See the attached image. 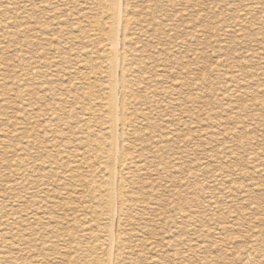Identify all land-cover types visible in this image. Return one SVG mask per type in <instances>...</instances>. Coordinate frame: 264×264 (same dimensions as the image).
<instances>
[{
    "label": "rangeland",
    "instance_id": "obj_1",
    "mask_svg": "<svg viewBox=\"0 0 264 264\" xmlns=\"http://www.w3.org/2000/svg\"><path fill=\"white\" fill-rule=\"evenodd\" d=\"M72 1H75V4ZM99 1L90 0V3L79 6V4H82V0H46L43 15L44 26L46 27L43 31V36H45L43 66L46 79H40L43 82L45 91L42 100L43 109H40L43 117L40 115L39 121H36L37 124L34 125L29 123L37 120L35 118L36 110L30 111L27 106L25 80L27 72L29 71L28 73L32 74L35 69L31 67L29 70L27 69V55L24 47L27 38H24L23 35L22 38L21 36L11 35L13 28L18 26L16 24L13 27L11 21L17 20L21 28L27 24L26 3L25 0H0V264H98L99 261L105 258V247L104 245L102 247L101 244L103 243L101 242L103 231L106 230L103 221L99 219L101 225L97 227L100 224L98 219L92 215L90 218L95 221H91L88 217L91 213L84 212L81 209L83 203H80L77 196H74L79 193L74 184L76 182L81 183L85 172L83 169L72 168L74 165L72 159H62V155L57 151H61L62 147V150H65V146L70 150H80L86 141H88V145L95 147L98 145L96 142V140H99L98 137L100 138L102 134L105 135L102 108L106 97L107 54H104L105 50L100 45L102 43L101 39L93 37L97 33V31L93 32L94 23H103L105 18V15L101 12L103 6ZM132 1L130 0V9L133 10L134 17L136 15V27L132 32L134 34L133 43L135 42V44L131 46L133 50L130 57L132 68L126 74V80L137 85V83L142 80L144 82V79L151 75L155 84L152 88H156V92H159L156 93L157 98H155L158 101L159 110H156L153 117L150 116L149 122L152 121L153 125L150 123L147 126L146 122L142 121L144 125L141 121H138L141 118H139L138 109L135 111V108L140 107L139 103L141 101H137L139 106H135V104L130 108L131 112L134 111L133 113L138 115L134 114V117L138 119L135 124H131V134L128 132L129 143L131 142L134 148H131L133 153H130L133 160L131 162L132 166L130 164L129 173L125 174V178H128L125 183V186H128L125 187V192L129 202L128 209L122 219L125 223L122 221L123 228L120 227V239L123 238L121 240V254H123L121 259L123 260H119V264H131L132 261L133 264H152V262L153 264H264V242H262L264 241V236L262 237L264 233V109H262L264 108V0ZM88 19L89 21H87ZM91 19H94L95 22L93 23ZM145 19L147 22H145ZM3 28L4 30H2ZM136 30L137 32H135ZM146 39L147 41H145ZM138 40L142 41L139 42ZM59 41L61 42L59 43ZM143 41L146 43H143ZM135 45L138 46V50H136ZM42 47L41 44L33 46L32 54L39 52ZM62 49L63 53H61ZM142 49H145V51L142 52ZM148 50L151 54L148 55L150 57L146 55ZM62 58H65V63ZM141 60H144L148 67L144 66V62L141 65ZM103 63L105 64L103 65ZM157 63H159V68ZM158 76L159 78H157ZM161 76H164V78ZM132 78L134 79L132 80ZM13 83L14 85H12ZM60 84L64 86V93L60 90V86H62ZM162 86L165 90L161 89ZM171 87L181 92H175L176 90L174 91ZM95 88L97 91H95ZM167 88L171 90L168 92ZM140 90V87H138L135 89L136 93L135 91L134 93L139 95ZM170 91H173L175 96ZM160 93L161 96L158 97ZM259 93L261 94L259 95ZM135 94L134 96H136ZM62 96L63 98H61ZM63 100L66 104H64V113L61 115L60 105ZM160 100L162 103L159 102ZM172 100L177 102L174 101V104ZM83 109H86L85 113ZM89 110H93L95 114ZM229 110L231 111L229 112ZM160 111L165 115L162 116L161 114L163 118L159 114ZM36 113L39 114L38 111ZM88 116V120L85 121ZM170 117L173 119L171 120ZM177 117H181V119ZM61 118H64L63 120L67 122L66 126L61 125ZM154 118L155 120H153ZM162 119L166 122L164 123ZM174 124H177V126ZM163 125L165 126L162 127ZM178 125L180 126L178 127ZM42 126L45 132L42 131ZM81 127H84L83 130ZM157 127L163 129V131L157 129ZM32 128L39 129L40 136L38 138L30 135ZM134 130H138V133ZM78 131L80 132L78 133ZM150 131L155 133L153 134ZM166 131L172 135L174 134L172 139ZM148 135L151 137H148ZM135 136L139 141L136 140ZM140 136L145 137V139L143 138L145 142ZM82 138H84V141ZM150 138L151 141H148ZM80 141H83L82 146L79 145ZM157 141H159L160 146ZM149 143L150 145H148ZM248 144H253V146ZM161 146L164 147L161 148ZM140 150L141 155H139ZM158 150L159 152H157ZM164 150H166V153ZM64 155L67 154L64 153ZM145 156L148 160L145 159ZM161 157L163 159L159 161ZM172 159H174V162ZM191 162L193 164H190ZM159 166L163 168L160 169ZM141 167L142 169H140ZM164 168H167V170H164ZM132 171L136 173L133 174ZM64 172L65 174H63ZM189 172L194 177L188 175L187 178ZM198 174H201V176ZM70 175H73L75 180L71 185L67 182ZM222 175L223 177H221ZM136 180L141 183H137ZM168 180H171L170 183ZM152 181L154 182L152 183ZM167 182L170 186L167 185ZM142 184L146 186L144 187ZM183 184H188V187H185L189 190ZM199 184H202V187ZM147 187L148 189H146ZM180 187L182 190H180ZM148 190H150V193H148ZM66 192L71 193L72 196L66 199ZM135 192H138V195ZM152 192L153 194H151ZM155 193L156 197L159 198L154 197ZM249 193L251 194L248 195ZM141 195L144 198L146 197V200L148 198L149 203H151L149 204ZM184 196L186 200H184ZM203 197H205V201ZM155 200L157 201L155 202ZM197 201L199 202L197 203ZM209 201L217 206L214 207ZM152 202L154 203L152 204ZM90 204L95 205V202ZM154 204L155 206H153ZM218 204L221 205V208ZM147 207L151 210L146 209ZM199 210H202V213ZM166 211L172 214H168ZM139 212H142V216ZM136 213L140 216L138 217L139 220ZM207 213L209 215L206 216ZM85 214H87L86 218L90 221L87 227L83 226L85 224ZM187 214H192L190 215L193 217L192 220L187 219ZM142 222L144 225H142ZM174 223L175 226H173ZM200 224L201 226H199ZM198 226L201 228L199 229ZM85 228L87 229L85 230ZM195 230L196 232H194ZM189 233H193L192 236ZM198 237L201 239L199 240ZM167 241L169 244H167ZM143 243L146 245L144 246ZM135 245L137 252L134 250ZM192 245L194 246L192 247ZM172 247L173 249H171ZM253 247H256L258 251ZM75 250H77L76 253ZM141 251L142 253H140ZM158 253H160L159 257ZM175 254L178 256L175 257ZM242 254L244 255L242 256ZM165 255L170 256L171 259H165ZM250 257L252 258L250 259ZM73 258L80 259L72 263L71 259ZM122 261L123 263H121Z\"/></svg>",
    "mask_w": 264,
    "mask_h": 264
},
{
    "label": "bare ground",
    "instance_id": "obj_2",
    "mask_svg": "<svg viewBox=\"0 0 264 264\" xmlns=\"http://www.w3.org/2000/svg\"><path fill=\"white\" fill-rule=\"evenodd\" d=\"M56 1H58V0H56ZM88 1V2H87ZM134 1V0H133ZM132 1V2H133ZM138 1V0H137ZM151 1V0H150ZM45 2H46V0H25V3H26V11H25V14H27V19H28V21H26L27 22V24H26V26L24 25V27H22L21 28V25H19L18 23V21L17 20H14V21H11V24H12V26L14 27V25H18L16 28H13V30L11 31V35L12 36H15V37H19V36H21V38H22V35L24 36V38H27L26 40H25V43H24V47H25V50H26V55H27V57H26V59H27V69L29 70V68L31 67L32 69H35V71H33L32 72V74L31 73H28L27 72V78H26V82H25V86H26V90H25V95H26V101H27V106L29 107V110L30 111H35V114H36V116H35V118L37 119V120H34L32 123H29V124H34V125H36L37 123H36V121H39V117H41L40 115H42L41 114V110L40 109H43V99H44V87H43V82L42 81H40V79H42V78H45V76H44V66H43V51H44V37L45 36H43V31H44V29H46V27L44 26V24H45V21H43V15H44V13H45V6H44V4H45ZM98 2V1H97ZM101 4H102V6L103 7H101L102 8V13H103V15H105V18L103 19L104 20V22L102 23H99V24H95L96 22H95V20L93 19H91L92 21H93V23H94V26H93V28L94 29H96V30H94L93 29V32L95 31H97V33H95V35L93 36V37H97V38H100L101 39V42L102 43H100V45H101V47H102V49L103 50H105V52H104V54L106 53L107 54V58H106V60H107V70H106V90H105V95H106V97H105V103H104V106H103V108H102V111L104 112L103 113V123H104V126H105V131H104V134L105 135H103L102 134V136L100 135V138L98 137V139L99 140H96V142L98 143V145L97 146H95V147H93V146H90V145H88V141H86L85 142V144L83 145V147L80 149V150H78V149H73V150H70V149H67V147L65 146L64 147V149L65 150H62L63 149V147L61 148V151H59V150H57L58 151V153L60 154V155H62L61 156V158L62 159H69V160H71L72 161V163H74V165H73V167L72 168H74V169H83L84 170V172H85V176L83 177V179H81V183L79 182V183H75L74 184V187L76 186V188H77V190H79V193H76L74 196H77V198L79 199V201H80V203H83V206H82V210L84 211V212H86L87 211V213L88 214H90L91 213V215L90 216H88L89 218L93 215V217H95V218H97L98 219V221H99V219H101L103 222V224H104V226H105V231H103V236L101 237V242H103V243H101L102 244V247H103V245H104V247H105V251H106V255H105V258H103V260L102 261H99V263L98 264H119V260H123V259H121V257L123 256V254H121V240H123V238L122 239H120V235H121V232H120V227L123 225V223H125V221H123L122 219L124 218V215H125V212H126V210L128 209V202H129V199H128V197L126 196L127 194H126V190H125V187H128V186H125V183H126V181L128 180V178L126 179L125 178V174H127V173H129L128 172V170H129V167H130V164H131V162L133 161L132 159H131V154L133 153V152H131V148H134V147H132V143L130 142L129 143V141H130V139L128 140V132H130L129 134H131V129H130V127H131V124H135L136 123V120L138 119V118H135L134 117V114H136V113H133V112H131V107H132V105H135V106H137L138 104H137V101H141V103H139L140 104V109L139 108H135V111L137 110V112L139 113V115H140V117L139 118H141L140 120H138V121H141V123H145L146 122V125L148 126V125H150V123L152 122V121H150L149 122V120H150V116H152L153 117V114L155 115V113H156V110L159 108V106H158V101H156V99L155 98H157L156 96V93H159V92H156L157 91V89L156 88H152L153 86H155V84H154V78L150 75L151 74V71H150V76L149 77H147V78H145L144 79V82H143V80L142 81H140L139 83H137V85H135V84H131L128 80H126V74L128 73V72H130L131 71V68H132V61H131V54H132V52H133V50L131 49V46L133 45V44H135V42L133 43V41H134V34H132V32H134L133 31V29H134V27H136V24H135V22H136V20H135V17H136V15H135V17H134V13L131 11V9H130V0H100L99 1ZM72 3H74L75 4V1H72ZM77 3V2H76ZM82 4H79V6L80 5H83L84 3L86 4V3H90V0H86V1H83L82 0V2H81ZM132 4V3H131ZM88 5V4H87ZM98 5V4H97ZM155 5V4H154ZM74 6V5H73ZM89 6V5H88ZM101 6V5H100ZM85 7V6H84ZM87 7V6H86ZM148 7V6H147ZM76 8V7H75ZM83 8V7H82ZM133 8H135V7H133ZM132 8V9H133ZM150 8V7H149ZM151 9V8H150ZM77 10H78V8H77ZM80 10V9H79ZM84 10V9H83ZM88 10V9H87ZM137 10V9H136ZM88 11H90V10H88ZM134 11H135V9H134ZM79 12V11H78ZM81 12H83V11H81ZM85 12V11H84ZM140 13H141V11H140ZM146 13H148V12H146ZM87 14V13H86ZM86 14H84V15H86ZM98 14V13H97ZM136 14V13H135ZM138 15H139V12L137 13ZM152 14V13H151ZM82 15V14H81ZM99 15V14H98ZM88 16V15H87ZM152 16H154V15H152ZM152 16H150V17H152ZM96 17V16H95ZM147 17V16H146ZM91 18H93V17H91ZM137 18H139V17H137ZM26 19V20H27ZM96 19V18H95ZM97 19H98V17H97ZM96 19V20H97ZM147 19V18H146ZM146 19H145V22H147L146 21ZM154 20H155V18H153ZM87 21H89V19L87 20ZM98 21V20H97ZM153 21V20H152ZM138 22H141V21H138ZM153 24V23H152ZM80 25V24H79ZM78 25V26H79ZM143 25V24H142ZM81 26V25H80ZM87 26H88V24H87ZM9 27V26H8ZM11 27V26H10ZM90 27V26H89ZM139 28V27H138ZM150 28V27H149ZM89 29V28H88ZM90 29H92L91 27H90ZM141 29H143V28H141ZM2 30H4V28L2 29ZM150 30V29H149ZM156 30V29H155ZM139 31V30H138ZM142 31V30H141ZM176 31V30H175ZM135 32H137V30L135 31ZM44 33H46V32H44ZM67 33V32H66ZM155 33V32H154ZM257 33V32H256ZM63 34V33H62ZM145 34V33H144ZM151 34V33H150ZM169 34V33H168ZM140 35H141V33H140ZM61 36H63V35H61ZM66 36V35H65ZM69 36V35H68ZM89 36V35H88ZM259 36V35H258ZM257 36V37H258ZM64 37V36H63ZM63 37H61V38H63ZM136 37V36H135ZM140 37V36H139ZM138 37V38H139ZM141 38V37H140ZM144 38V37H143ZM147 38H150V37H147ZM170 38V37H169ZM247 38V37H246ZM48 39V38H47ZM91 39H92V37H91ZM156 39H157V37H156ZM60 40V39H59ZM97 40V39H96ZM136 40V39H135ZM144 40V39H143ZM152 40H154V39H152ZM63 41V40H62ZM91 41H93V40H91ZM90 41V42H91ZM139 41V40H138ZM142 41V40H141ZM141 41H139V42H141ZM145 41H147V39L145 40ZM145 41H143V43L145 42ZM149 41V40H148ZM150 41H151V39H150ZM149 41V42H150ZM157 41V40H156ZM262 41V40H261ZM61 41H59V43H60ZM89 42V41H88ZM96 42V41H95ZM153 42V41H152ZM158 42V41H157ZM264 42V41H263ZM63 43V42H62ZM138 43V42H137ZM136 43V44H137ZM146 43V42H145ZM148 43V42H147ZM42 45L43 47L41 48V50L39 51V52H36V53H33L32 54V47L33 46H35V45ZM142 44V43H141ZM151 44V43H150ZM154 44V43H153ZM156 44V43H155ZM138 45V44H137ZM137 45H135L136 46V50H138V46ZM145 45V44H144ZM147 45V44H146ZM157 45V44H156ZM182 45V44H181ZM61 46V45H60ZM140 46V45H139ZM149 46V45H148ZM147 46V47H148ZM151 46H152V44H151ZM134 47V46H133ZM142 47H144V46H142ZM154 47H156V46H154ZM179 47V46H178ZM58 48H60L59 46H58ZM64 48H66V47H64ZM63 48V49H64ZM145 48V47H144ZM149 48H150V46H149ZM63 49L61 50V53H63ZM99 50V49H98ZM100 50H101V48H100ZM143 50V49H142ZM170 50V49H169ZM145 51V49L142 51V52H144ZM103 52V51H102ZM141 52V51H140ZM152 52H154V51H152ZM156 52V51H155ZM65 54V53H64ZM88 54H90V53H88ZM91 54H92V52H91ZM153 54V53H152ZM146 55H147V57H150V56H148V55H151L150 53H149V50L146 52ZM63 56V55H62ZM87 56V55H86ZM137 56V55H136ZM154 56V55H153ZM101 57H103V56H101ZM138 57V56H137ZM143 57H145V55H143ZM104 59V58H103ZM144 59V58H143ZM146 59H149V58H146ZM145 59V60H146ZM62 60L64 61L65 60V58H62ZM101 60V59H100ZM160 60V59H159ZM155 61V60H154ZM133 62H135V61H133ZM143 62H144V66H147L146 65V63H145V61L144 60H141L140 61V63H141V65L143 64ZM156 62H159V61H156ZM64 63H65V61H64ZM151 63H152V61L149 63L150 65H151ZM160 63V62H159ZM159 63H157L158 64V68L160 67L159 66ZM55 64V63H54ZM84 64H85V62H84ZM90 64V63H89ZM88 64V65H89ZM105 63H103V65H104ZM175 64V63H174ZM63 65H65V64H63ZM87 65V66H88ZM55 66V65H54ZM60 66V65H59ZM163 66H165V65H163ZM46 67V66H45ZM99 67V66H98ZM148 67V66H147ZM47 68V67H46ZM85 68H87V67H85ZM94 68V67H93ZM155 68V67H154ZM22 69V68H21ZM63 69H65V68H63ZM54 70V69H53ZM142 70V69H141ZM158 70V69H157ZM60 71V70H59ZM64 71H66V70H64ZM48 72V71H47ZM62 72V71H61ZM146 72V71H145ZM144 72V73H145ZM149 72V71H148ZM153 72V71H152ZM156 72V71H155ZM190 72V71H189ZM132 73V72H131ZM134 73V72H133ZM141 73V72H140ZM143 73V74H144ZM47 74V73H46ZM45 74V75H46ZM48 74H50V73H48ZM56 74V73H55ZM58 74V73H57ZM87 74V73H86ZM86 74H84V76H86ZM130 74V73H129ZM156 74V73H155ZM158 74V73H157ZM161 74V73H160ZM20 75V74H19ZM53 75V74H52ZM66 75V74H65ZM68 75V74H67ZM89 75V74H88ZM138 75L140 76V74L138 73ZM137 75V76H138ZM145 75H146V73H145ZM197 75V74H196ZM47 76V75H46ZM165 76V75H164ZM164 76L162 77V78H164ZM184 76V75H183ZM20 77H21V75H20ZM52 77V76H51ZM134 77H136V76H134ZM143 77H146V76H143ZM24 78V77H23ZM85 78V77H84ZM157 78H159V76L157 77ZM156 78V79H157ZM168 78V77H167ZM166 78V79H167ZM20 79V78H19ZM46 79V78H45ZM130 79V78H129ZM134 78H132V80H133ZM51 80V79H50ZM53 80V79H52ZM141 80V79H140ZM158 80V79H157ZM45 81V80H44ZM86 81V80H85ZM89 81V80H88ZM137 81H138V79H137ZM136 81V82H137ZM159 81H161V79H159ZM166 81V80H165ZM18 82V81H17ZM20 82V81H19ZM22 82V81H21ZM176 82V81H175ZM253 82V81H252ZM50 83V82H49ZM156 83V82H155ZM168 83V82H167ZM169 83H171V82H169ZM174 83V82H173ZM195 83H197V82H195ZM90 84V83H89ZM161 84V83H160ZM163 84H165V83H163ZM176 84H177V82H176ZM179 84H181V83H179ZM179 84H178V86H179ZM12 85H14V83L12 84ZM45 85V84H44ZM48 85V84H47ZM58 85V84H57ZM60 85H62V84H60ZM83 85H84V82H83ZM88 85V84H87ZM92 85V84H91ZM158 85V84H157ZM156 85V86H157ZM172 85V84H171ZM170 85V86H171ZM182 85V84H181ZM180 85V86H181ZM75 86V85H74ZM86 86V85H85ZM142 86V87H141ZM164 86V85H163ZM163 86H162V88L161 89H163ZM177 86V85H176ZM186 86V85H185ZM253 86V85H252ZM262 86V85H261ZM66 87V86H65ZM89 87V86H88ZM138 87H140V91H139V95H136L135 93H136V91H135V89L136 88H138ZM169 87V86H168ZM240 87V86H239ZM20 88V87H19ZM22 88V87H21ZM77 88V87H76ZM75 88V89H76ZM85 88V87H84ZM90 88H91V86H90ZM172 88V87H171ZM191 88V87H190ZM54 89V88H53ZM59 89V88H58ZM67 89V88H66ZM78 89V88H77ZM92 89V88H91ZM160 89V90H161ZM168 89V88H167ZM172 89H174V88H172ZM178 89V88H177ZM233 89V88H232ZM60 90L64 93V91H65V89H64V86L62 85V86H60ZM89 90V89H88ZM87 90V91H88ZM163 90H165V89H163ZM162 90V91H163ZM169 90H171V89H168V92H169ZM176 89H174V91H175ZM61 91H59V92H61ZM90 91V90H89ZM95 91H97L96 90V88H95ZM99 91V90H98ZM104 91V90H103ZM134 91H135V93H134ZM187 91V90H186ZM254 91V90H253ZM256 91H258V90H256ZM260 91V90H259ZM258 91V92H259ZM264 91V90H263ZM161 92V91H160ZM171 92H173V91H170V93ZM175 92H178V90H176ZM179 92H181L180 90H179ZM178 92V93H179ZM255 92V91H254ZM253 92V93H254ZM24 93V92H23ZM53 93V92H52ZM66 93V92H65ZM68 93V92H67ZM90 93V92H89ZM98 93V92H97ZM96 93V94H97ZM174 93V92H173ZM204 93V92H203ZM102 94V93H101ZM134 94L136 95V96H134ZM244 94H245V92H244ZM257 94V93H256ZM261 93H259V95H260ZM61 95H63L62 93H61ZM87 95H88V93H87ZM86 95V96H87ZM163 95H164V93H163ZM172 95V94H171ZM179 95V94H178ZM187 95V94H186ZM24 96V95H23ZM70 96V95H69ZM161 96V93H160V95L158 96V97H160ZM169 96V95H168ZM173 96H175V93H174V95ZM177 96V95H176ZM199 96V95H198ZM52 97H54V96H52ZM55 97H57V96H55ZM66 97V96H65ZM100 97V96H99ZM178 97V96H177ZM215 97V96H214ZM244 98H245V95L243 96ZM61 98H63V96L61 97ZM101 98V97H100ZM165 98V97H164ZM53 99V98H52ZM56 99V98H55ZM68 99H69V97H68ZM79 99V98H78ZM86 99V98H85ZM170 99V98H169ZM168 99V100H169ZM178 99V98H177ZM46 100H48V99H46ZM58 100V99H57ZM84 100V99H83ZM90 100H93V99H91L90 98ZM165 100V99H164ZM171 100V99H170ZM209 100V99H208ZM45 101V100H44ZM62 101V100H61ZM85 101H87V100H85ZM89 101V100H88ZM94 101V100H93ZM92 101V102H93ZM97 101V100H96ZM173 101V100H172ZM175 101V100H174ZM174 101H173V103H174ZM159 102H161V100L159 101ZM165 102V101H164ZM175 102H177V101H175ZM100 103V102H99ZM162 103V102H161ZM188 103V102H187ZM195 103V102H194ZM64 104H66V102L63 100V103H61V105H60V109H61V115H63V113H64V110H65V106H64ZM86 104V103H85ZM88 105H89V102L87 103ZM165 104V103H164ZM167 104V103H166ZM175 104V103H174ZM183 104V103H182ZM87 105V106H88ZM101 105V104H100ZM163 105V104H162ZM176 105H177V103H176ZM95 106V105H94ZM96 106H98V105H96ZM139 106V105H138ZM168 106V105H167ZM166 106V107H167ZM169 106H170V104H169ZM173 106H175V105H173ZM178 106H179V104H178ZM178 106H177V108H178ZM184 106V105H183ZM182 106V107H183ZM58 107H59V105H58ZM85 107V106H84ZM101 107H102V105H101ZM180 107V106H179ZM93 108H95V107H93ZM162 108V107H161ZM164 108V107H163ZM206 108V107H205ZM262 108V107H261ZM88 109V108H87ZM96 109V108H95ZM167 109V108H166ZM169 109H170V107H169ZM172 109V108H171ZM179 109V108H178ZM182 109V108H181ZM196 109V108H195ZM262 109H264V108H262ZM58 110V109H57ZM84 110V109H83ZM86 110V109H85ZM84 110V113L86 112ZM159 110V109H158ZM157 110V111H158ZM165 110V109H164ZM174 110V109H173ZM233 110V109H232ZM38 111V113L39 114H37L36 112ZM89 111H91V110H89ZM100 111V110H99ZM167 111H168V109H167ZM231 110H229V112H230ZM234 111V110H233ZM243 111V110H242ZM59 112H60V110H59ZM91 112H93L94 113V111L92 110ZM97 112V111H96ZM162 112H164V111H162ZM170 112V111H169ZM213 112V111H212ZM168 113V112H167ZM262 113V112H261ZM95 114V113H94ZM100 114V113H99ZM159 114H160V116H161V114H162V116H165V115H163V113H161V111L159 112ZM158 114V115H159ZM165 114V113H164ZM182 115H184L183 113H181ZM215 114V113H214ZM264 114V113H263ZM180 115V114H179ZM209 115V114H208ZM212 115H213V113H212ZM217 115V114H216ZM215 115V116H216ZM84 116H85V114H84ZM93 117H94V115H92ZM98 116V115H97ZM136 116H138L137 114H136ZM161 116V117H162ZM169 116H171V115H169ZM176 116V115H175ZM185 116V115H184ZM188 116V115H187ZM186 116V117H187ZM214 116V115H213ZM259 116V115H258ZM42 117H43V115H42ZM50 117V116H49ZM152 117H151V119H152ZM157 117V116H156ZM174 117V116H173ZM260 117V116H259ZM88 118H89V116L85 119V121L86 120H88ZM163 118V117H162ZM168 118V117H167ZM171 118V117H170ZM178 118V117H177ZM184 118V117H183ZM189 118V117H188ZM215 118V117H214ZM213 118V119H214ZM64 118H61V121H60V123H61V125L62 126H66V121H64L63 120ZM95 119V118H94ZM94 119H92V120H94ZM98 119V118H97ZM96 119V120H97ZM159 119V118H158ZM173 118H171V120H172ZM178 119H181V117L180 118H178ZM211 119V118H210ZM235 119V118H234ZM89 120H91V119H89ZM96 120H95V122H96ZM153 120H155V118L153 119ZM163 120V119H162ZM167 120V119H166ZM231 120V119H230ZM143 121V122H142ZM175 121V120H174ZM173 121V122H174ZM180 121V120H179ZM212 121V120H211ZM221 121V120H220ZM252 121V120H251ZM254 121H256V120H254ZM261 121V120H260ZM94 122V121H93ZM160 122V121H159ZM163 122H164V120H163ZM166 122V121H165ZM164 122V123H165ZM168 122V121H167ZM223 122V121H222ZM259 122V121H258ZM48 123V122H47ZM100 123V122H99ZM143 123V124H144ZM155 123V122H154ZM172 123V122H171ZM224 123H226V122H224ZM227 123H228V121H227ZM226 123V124H227ZM235 123V122H234ZM247 123V122H246ZM84 124V123H83ZM88 124V123H87ZM91 124V123H90ZM96 124V123H95ZM94 124V125H95ZM98 124V123H97ZM96 124V125H97ZM152 124V123H151ZM157 124V123H156ZM155 124V125H156ZM159 124V123H158ZM178 124H182V123H178ZM222 124V123H221ZM253 124V123H252ZM261 124V123H260ZM44 125V124H43ZM99 125V124H98ZM137 125V124H136ZM145 125V124H144ZM153 125V124H152ZM154 125V126H155ZM169 125V124H168ZM168 125H166V126H168ZM173 125V124H172ZM174 125H176L177 126V124H174ZM183 125V124H182ZM242 125H243V122H242ZM248 125H249V123H248ZM46 126V125H45ZM82 126H85V125H82ZM137 126H139L140 127V125H137ZM165 125H163L162 127H164ZM180 125H178V127H179ZM221 126V125H220ZM245 126V125H244ZM253 126V125H252ZM257 126H259V125H257ZM51 127V126H50ZM61 127V126H60ZM95 127V126H94ZM100 127V126H99ZM133 128H134V126H132ZM145 127V126H144ZM151 127V126H150ZM156 127V126H155ZM161 127V128H162ZM173 127V126H172ZM171 127V128H172ZM82 128H84V127H81V129ZM87 128V127H86ZM89 128V127H88ZM136 128V127H135ZM142 128V127H141ZM169 128H170V125H169ZM60 129V128H59ZM97 129V128H96ZM139 129V128H138ZM145 129H146V127H145ZM144 128H143V130H145ZM153 129V128H152ZM156 129V128H155ZM157 129H160V128H158L157 127ZM166 129V128H165ZM44 130V127L42 126V131ZM61 130V129H60ZM83 130V129H82ZM95 130V129H94ZM104 130V129H103ZM148 130H150V129H148ZM161 130V129H160ZM170 130V129H169ZM175 130V129H174ZM136 133H138V130L136 131V130H134ZM142 131V130H141ZM147 131V130H146ZM153 131H154V129H153ZM161 131H163V129L161 130ZM39 129H34V128H32L31 129V132H30V135L32 136V137H34V138H38L39 136H40V134H39ZM44 132H45V130H44ZM80 131H78V133H79ZM83 132V131H82ZM134 132V133H135ZM151 133H153L152 131H150ZM155 132H156V130H155ZM154 132V133H155ZM167 132V131H166ZM174 132V131H173ZM172 132V133H173ZM132 133H133V131H132ZM139 133H140V131H139ZM141 133H143V132H141ZM151 133H150V135H151ZM153 133V134H154ZM167 133H169V132H167ZM166 133V134H167ZM87 134V133H86ZM85 134V135H86ZM89 134H90V132H89ZM196 134V133H195ZM138 135V134H137ZM143 136H144V134H142ZM150 135H148V137L150 136ZM169 135H171V139H172V136H174V134L172 135V134H170L169 133ZM133 136H134V134H133ZM151 136H153V135H151ZM150 136V137H151ZM57 137V136H56ZM55 137V138H56ZM87 137V136H86ZM90 137V136H89ZM95 137V136H94ZM97 137V136H96ZM130 137V136H129ZM139 137V136H138ZM154 137V136H153ZM217 137V136H216ZM135 138H136V136H135ZM140 138H142L141 136H140ZM144 139H145V137H143ZM142 138V139H143ZM160 138V137H159ZM163 138H164V136H163ZM168 138V137H167ZM166 138V139H167ZM262 138V137H261ZM83 139V141H84V138H82ZM91 139H93V138H91ZM91 139H89V140H91ZM142 139H140V141H142ZM143 139V140H144ZM161 139H162V137H161ZM170 139V138H169ZM170 139V140H171ZM87 140V139H86ZM136 140H137V138H136ZM146 140H148V139H146ZM153 140V139H152ZM155 140V139H154ZM157 140V139H156ZM165 140V139H164ZM164 140H161V141H164ZM190 140V139H189ZM75 141V140H74ZM79 141V140H78ZM83 141H80V144L79 145H81V144H83ZM133 141V140H132ZM137 141H139V140H137ZM148 141H151V138H150V140H148ZM264 141V140H263ZM82 142V143H81ZM95 142V141H94ZM144 142H145V140H144ZM147 142V141H146ZM158 143L157 144H159V141H157ZM165 142H166V140H165ZM190 142H192V141H190ZM75 143H76V141H75ZM134 143H135V140H134ZM140 143V142H139ZM148 143V142H147ZM147 143H146V145H147ZM151 143V142H150ZM150 143L148 144V145H150ZM189 143V142H188ZM187 143V144H188ZM255 143V142H254ZM145 144V143H144ZM95 145V144H94ZM156 145V144H155ZM248 145H250V146H253V144L251 145V144H248ZM78 146V145H77ZM77 146H75V147H77ZM82 146V145H81ZM139 146V145H138ZM159 146H160V144H159ZM188 146V145H187ZM144 147V146H143ZM162 147H164V146H161V148ZM249 147V146H248ZM74 148V147H73ZM79 148V147H78ZM95 148H97V149H95ZM139 148V147H138ZM142 148V147H141ZM144 148H146V147H144ZM148 148H149V146H148ZM159 148V147H158ZM241 148V147H240ZM93 149H95V151H93ZM140 149V148H139ZM151 149V148H150ZM149 149V150H150ZM224 149V148H223ZM145 150V149H144ZM147 150V149H146ZM148 150V151H149ZM153 150V149H152ZM151 150V151H152ZM251 150V149H250ZM252 150H253V148H252ZM136 151H139V150H136ZM148 151H145V152H148ZM150 151V154L152 153ZM154 151V150H153ZM161 151H162V149H161ZM165 151V153H166V150H164ZM163 151V152H164ZM157 152H159V150L157 151ZM156 152V153H157ZM64 153H66L67 155H64ZM131 153V154H130ZM149 153V152H148ZM164 153V154H165ZM181 153V152H180ZM222 153V152H221ZM225 153V152H224ZM236 153V152H235ZM251 153V152H250ZM250 153H249V155H250ZM135 154H137V153H135ZM142 153H141V150H140V154L139 155H141ZM143 154H144V152H143ZM150 154H149V156H150ZM159 154H161V153H159ZM159 154H157V155H159ZM163 154V155H164ZM229 154V153H228ZM237 154V153H236ZM138 155V156H139ZM162 155V154H161ZM254 155V154H253ZM134 156V155H133ZM147 156V155H146ZM145 156V157H146ZM148 156V157H149ZM160 156V155H159ZM158 156V157H159ZM167 156V155H166ZM251 156H252V154H251ZM257 156V155H256ZM137 157V156H136ZM135 157V158H136ZM157 157V156H156ZM168 157H170V156H168ZM223 157V156H222ZM225 157V156H224ZM231 157V156H230ZM239 157V156H238ZM174 158V157H173ZM235 158V157H234ZM137 159V158H136ZM141 159H143V158H141ZM145 159H147L148 160V158L146 157ZM159 159V158H158ZM163 158L161 157L160 159H159V161L160 160H162ZM217 159V158H216ZM233 159V158H232ZM258 159V158H257ZM260 159V158H259ZM140 160V159H139ZM147 160H145V161H147ZM173 160V162H174V159H172ZM237 160V159H236ZM235 160V161H236ZM250 160V159H249ZM248 160V161H249ZM252 160V159H251ZM256 160V159H255ZM137 161V160H136ZM139 162V161H138ZM142 162H144V161H142ZM160 164H161V162H159ZM234 163V162H233ZM141 164V163H140ZM190 164H193V162H191ZM246 164H248V162H246ZM252 164V163H251ZM254 164V163H253ZM153 165H154V163H153ZM156 165V164H155ZM131 166H132V164H131ZM148 166V165H147ZM150 166H152V165H150ZM163 166V165H162ZM165 166V165H164ZM166 166H167V164H166ZM135 167V166H134ZM137 167V166H136ZM153 167V166H152ZM160 167V169L161 168H163V167H161V166H159ZM169 167V166H168ZM187 168H189L188 166H186ZM145 168V167H144ZM150 168V167H149ZM153 168H155V167H153ZM185 168V167H184ZM135 169V168H134ZM140 169H142V167L140 168ZM148 169V168H147ZM147 169H144V170H147ZM151 169V168H150ZM155 169H158V168H155ZM154 169V170H155ZM177 169V168H176ZM143 170V171H144ZM164 170H167V168L165 169L164 168ZM191 170V169H190ZM151 171H152V169H151ZM169 171V170H168ZM133 172V171H132ZM131 172V173H132ZM166 172V171H165ZM164 172V173H165ZM191 172H193V171H191ZM191 172H189V174L187 173V178H188V175L190 176V175H192V173ZM134 173H136V172H133V174ZM183 173V172H182ZM184 173H186V172H184ZM194 173V172H193ZM205 173V172H204ZM63 174H65V172L63 173ZM165 174H167V173H165ZM197 174V173H196ZM216 174V173H215ZM262 174V173H261ZM130 175V174H129ZM128 175V176H129ZM132 175V174H131ZM142 175V174H141ZM144 175H145V173H144ZM181 175V174H180ZM198 175H200L201 176V174H198ZM225 175V174H224ZM170 176V175H169ZM171 176H173V175H171ZM215 176V175H214ZM243 176H245V175H243ZM192 177H194L193 175H192ZM221 177H223V175L221 176ZM225 177H226V175H225ZM139 178V177H138ZM148 178V177H147ZM158 178V177H157ZM161 178V177H160ZM137 179V178H136ZM142 179V178H141ZM144 179V178H143ZM162 179V178H161ZM182 179V178H181ZM221 179V178H220ZM223 179H225V178H223ZM222 179V180H223ZM133 180H134V177H133ZM160 180V179H159ZM177 180V179H176ZM185 180V179H184ZM201 180V179H200ZM74 176L73 175H70L69 176V178L67 179V182L69 183V185H71V184H73L74 183ZM130 181V180H129ZM138 180H136V182H137ZM145 181V180H144ZM169 181V183H170V181L171 180H168ZM178 181V180H177ZM182 181V180H181ZM190 181V180H189ZM194 181V180H193ZM216 181H218V180H216ZM221 181V180H220ZM226 181V180H225ZM250 181V180H249ZM135 182V181H134ZM154 181H152V183H153ZM162 182V181H161ZM174 182V181H173ZM172 182V183H173ZM185 182V181H184ZM183 182V183H184ZM223 182V181H222ZM137 183H141L140 181H138ZM147 183V182H146ZM145 183V184H146ZM157 183V182H156ZM168 183V182H167ZM169 183L167 184L168 186H170L169 185ZM177 183V182H176ZM178 183H180V182H178ZM185 183H189V182H185ZM194 183V182H193ZM218 183H219V181H218ZM158 184V183H157ZM166 184V183H165ZM165 184H163L164 186H165ZM182 184V183H181ZM190 184V183H189ZM195 184V183H194ZM204 184V183H203ZM139 185V184H138ZM144 187L146 186V185H144V184H142ZM178 185V184H177ZM184 185V184H183ZM188 184H186V185H184V187L185 186H187ZM200 185V184H199ZM202 185V184H201ZM200 185V186H201ZM215 185H217V184H215ZM140 186V185H139ZM142 186V187H143ZM208 186V185H207ZM255 186V185H254ZM175 187V186H174ZM183 187V188H184ZM188 187V186H187ZM195 187H197V186H195ZM202 187V186H201ZM209 187V186H208ZM211 187H212V185H211ZM250 187V186H249ZM137 188V187H136ZM135 188V189H136ZM139 188V187H138ZM159 188H160V186H159ZM165 188V187H164ZM168 188V187H167ZM166 188V189H167ZM171 188V187H170ZM181 188V187H180ZM180 188H178V189H180ZM186 188V187H185ZM200 188V187H199ZM219 188H221L220 186H219ZM140 189H142V188H140ZM139 189V190H140ZM146 189H148V187L146 188ZM158 189V188H157ZM187 189V188H186ZM191 189V188H190ZM194 189V188H193ZM202 189V188H201ZM222 189H223V187H222ZM241 189V188H240ZM246 189V188H245ZM250 189V188H249ZM138 190V189H137ZM138 190V191H139ZM170 190V189H169ZM172 190V189H171ZM180 190H182V188L180 189ZM187 190H189V189H187ZM220 190V189H219ZM229 190V189H228ZM247 190V189H246ZM256 190V189H255ZM74 191V190H73ZM143 191V190H142ZM150 190H148V193H150L149 192ZM154 191V190H153ZM156 191V190H155ZM249 191V190H248ZM71 192V191H70ZM129 192V191H128ZM133 192V191H132ZM183 192V191H182ZM185 192V191H184ZM205 192V191H204ZM215 192H216V190H215ZM228 192V191H227ZM239 192V191H238ZM250 192V191H249ZM136 194L138 193V192H135ZM142 193V192H141ZM140 193V194H141ZM144 193V192H143ZM146 193H147V191H146ZM178 193H179V191H178ZM177 193V194H178ZM188 193V192H187ZM214 193V192H213ZM131 194V193H130ZM139 194V195H140ZM151 194H153V192L151 193ZM185 194H186V192H185ZM199 194H200V192H199ZM210 194V193H209ZM212 194V193H211ZM243 194H245V193H243ZM251 193H249L248 195H250ZM129 195V194H128ZM138 195V194H137ZM173 195H174V192H173ZM181 195V194H180ZM191 195V194H190ZM189 195V196H190ZM220 195V194H219ZM70 196H72V194L71 193H69V192H66V199L67 198H69ZM136 196V195H135ZM142 196V195H141ZM140 196V197H141ZM146 196V195H145ZM149 196H151V195H149ZM175 196V195H174ZM183 196V195H182ZM188 196V195H187ZM194 196H195V194H194ZM198 196V195H197ZM202 196H204V195H202ZM222 196V195H221ZM252 196V195H251ZM250 196V197H251ZM143 198H144V196H142ZM154 197H156V193H155V196ZM153 197V198H154ZM170 197V196H169ZM206 197V196H205ZM205 197H203V199L205 198ZM215 197V196H214ZM244 197H245V195H244ZM76 198V199H77ZM146 198V197H145ZM144 198V199H145ZM150 198V197H149ZM156 198H159L158 196L156 197ZM194 198V197H193ZM200 198V197H199ZM172 199V198H171ZM187 199H188V197H187ZM201 199H202V197H201ZM207 199V198H206ZM254 199V198H253ZM135 200V199H134ZM146 200V199H145ZM184 200H186L185 199V196H184ZM189 200H191V199H189ZM195 200H196V198H195ZM208 200H209V198H208ZM208 200H206V201H208ZM144 201V200H143ZM146 201H148V203H149V199L147 198V200ZM157 200H155V202H156ZM182 201V200H181ZM188 201V200H187ZM204 201H205V199H204ZM213 201V200H212ZM215 201V200H214ZM221 201V200H220ZM259 201V200H258ZM91 202H95V205H92V204H90ZM136 202V201H135ZM142 202V201H141ZM159 202V201H158ZM190 202V201H189ZM194 202V201H193ZM192 202V203H193ZM199 201H197V203H198ZM210 202V204H212L211 203V201H209ZM216 202V201H215ZM256 202V201H255ZM151 203V202H150ZM149 203V204H150ZM154 202H152V204H153ZM162 203V202H161ZM182 203V202H181ZM197 203L195 202V204L197 205ZM205 203V202H204ZM208 203V202H207ZM131 204V203H130ZM138 204V203H137ZM136 204V205H137ZM140 204H142V203H140ZM170 204V203H169ZM184 204V203H183ZM259 204H260V201H259ZM135 205V206H136ZM143 205V204H142ZM141 205V206H142ZM146 205V204H145ZM188 205V204H187ZM202 205H203V203H202ZM201 205V206H202ZM209 205V204H208ZM214 207H216L214 204H212ZM219 205V204H218ZM130 206V205H129ZM140 206V205H139ZM147 206V205H146ZM149 206V205H148ZM153 206H155V204L153 205ZM174 206V205H173ZM181 206V205H180ZM179 206V207H180ZM189 206V205H188ZM193 206H195L194 205V203H193ZM210 206V205H209ZM220 206V208H221V205H219ZM260 206V205H259ZM132 207V206H131ZM130 207V208H131ZM156 207H157V205H156ZM192 207V206H191ZM130 208H129V210H130ZM133 208H134V206H133ZM141 208V207H140ZM143 208V207H142ZM149 207H147L146 209H148ZM173 208V207H172ZM183 208V207H182ZM194 208H197V207H194ZM210 208V207H209ZM213 208V207H212ZM135 209H136V207H135ZM150 210H151V208H149ZM192 209V208H191ZM211 209V208H210ZM219 209V208H218ZM132 210V209H131ZM139 210V209H138ZM144 211H145V209H143ZM155 210H156V208H155ZM172 210V209H171ZM214 210V209H213ZM217 210V209H216ZM220 210V209H219ZM218 210V211H219ZM89 211V212H88ZM137 211V210H136ZM197 211V210H196ZM199 211H201V213H202V210H199ZM215 211V210H214ZM217 211V212H218ZM130 213H131V211H129ZM149 212V211H148ZM167 212V211H166ZM191 212V211H190ZM208 212V211H207ZM142 213V212H141ZM141 213L139 212V214L141 215ZM168 213V212H167ZM179 213V212H178ZM181 213V212H180ZM185 213V212H184ZM197 213V212H196ZM195 213V215H197ZM203 213H205V212H203ZM210 213V212H209ZM214 213H216V212H214ZM137 214V213H136ZM153 214V213H152ZM168 214H172L171 212L170 213H168ZM86 215L87 214H85V216H84V220H85V224H83V226H85V227H87V226H89V220L86 218ZM161 215H162V213H161ZM160 215V216H161ZM190 215H192V214H190ZM190 215H188L187 214V219L190 221V219L192 220V218L193 217H191ZM202 215H204V214H202ZM207 215H209L208 213L206 214V216ZM129 216V215H128ZM142 216V215H141ZM147 216H149V215H147ZM158 216V215H157ZM183 216V215H182ZM198 216V215H197ZM205 216V217H206ZM213 216H215V215H213ZM219 216V215H218ZM138 217H140L138 214H137V219L139 220L140 218H138ZM154 218H156L155 216H153ZM152 217V218H153ZM173 217V216H172ZM172 217H170V218H172ZM191 217V218H190ZM199 217V216H198ZM198 217H196L197 219H199ZM203 217V216H202ZM209 217V216H208ZM244 217V216H243ZM132 218V217H131ZM169 218V219H170ZM179 218V217H178ZM185 218V217H184ZM91 219V218H90ZM129 219V218H128ZM127 219V220H128ZM136 219V218H135ZM134 219V220H135ZM157 219H159V218H157ZM156 219V220H157ZM168 219V220H169ZM175 219L177 220V218L175 217ZM186 219V220H187ZM83 220V219H82ZM88 220V221H87ZM126 220V221H127ZM142 220V219H141ZM186 220H184V221H186ZM187 220V221H188ZM203 220H204V218H203ZM219 220V219H218ZM91 221H95V220H93V219H91ZM123 221V223H121ZM133 221V220H132ZM143 221V220H142ZM163 221V220H162ZM182 221V220H181ZM205 221V220H204ZM203 221V222H204ZM210 221H212V220H210ZM136 222V221H135ZM167 222V221H166ZM165 222V223H166ZM193 222V221H192ZM194 222H196V221H194ZM202 222V223H203ZM264 222V221H263ZM99 223H100V221H99ZM140 223V222H139ZM143 223V222H142ZM169 223H171V222H169ZM178 223V222H177ZM198 223H200V222H198ZM198 223H197V225H198ZM201 223V224H202ZM93 224V223H92ZM102 224V225H103ZM138 224V223H137ZM148 224H149V222H148ZM178 224H180V223H178ZM185 224V223H184ZM201 224L199 225V226H201ZM99 225H101V223L100 224H98L97 225V227L99 226ZM142 225H144V223L142 224ZM147 225V224H146ZM151 225V224H150ZM166 225V224H165ZM177 225V224H176ZM92 226V225H91ZM167 226L169 227V225H168V223H167ZM171 226V225H170ZM173 226H175V223H174V225ZM191 226V225H190ZM193 226H194V224H193ZM198 226V227H199ZM147 227H149L148 225H147ZM91 228V227H90ZM122 228H123V226H122ZM164 228H165V226H164ZM167 228V227H166ZM193 228V227H192ZM201 227H199V229H200ZM205 228H206V226H205ZM87 228H85V230H86ZM89 229V228H88ZM103 229V228H102ZM145 229H146V226H145ZM150 229V228H149ZM175 229H178V228H175ZM175 229H174V231H175ZM194 229V228H193ZM196 229V228H195ZM99 230H100V228H99ZM151 230V229H150ZM168 230V229H167ZM171 230V229H170ZM172 230H173V227H172ZM179 230V229H178ZM182 230V229H181ZM192 230V229H191ZM198 230V229H197ZM203 230H204V226H203ZM100 231H102V230H100ZM140 231H141V229H140ZM142 231H143V229H142ZM147 231V230H146ZM177 231V230H176ZM185 231V230H184ZM183 231V232H184ZM193 231V230H192ZM202 231V230H201ZM18 232V231H17ZM83 232V231H82ZM91 232V231H90ZM148 232H149V230H148ZM168 232V231H167ZM179 232V231H178ZM181 232V231H180ZM190 232V231H189ZM194 232H196V230L194 231ZM86 233V232H85ZM88 233V232H87ZM106 233V234H105ZM129 233V232H128ZM142 233V232H141ZM140 233V234H141ZM146 233V232H145ZM174 233H176V232H174ZM206 233H207V231H206ZM263 233V232H262ZM126 234V233H125ZM170 234V233H169ZM186 234V233H185ZM190 234V233H189ZM191 234H193V233H191ZM190 234V235H191ZM205 234V233H204ZM259 234V233H258ZM261 234V233H260ZM137 235V234H136ZM173 235V234H172ZM171 235V236H172ZM177 235V234H176ZM179 235V234H178ZM208 235V234H207ZM255 235V234H254ZM262 235V234H261ZM86 236V235H85ZM170 236V237H171ZM192 236V235H191ZM206 236V235H205ZM205 236H204V238H205ZM209 236V235H208ZM256 236V235H255ZM260 236V235H259ZM264 236V233H263V235H262V237ZM98 237V236H97ZM100 237V236H99ZM123 237V236H122ZM125 237H126V235H125ZM129 237V236H128ZM141 237V236H140ZM174 237V236H173ZM196 237V236H195ZM203 237V236H202ZM251 237V236H250ZM127 238V237H126ZM142 238V237H141ZM172 238V237H171ZM199 238V237H198ZM95 239V238H94ZM201 238H199V240H200ZM249 239V238H248ZM253 239V238H252ZM92 240V239H91ZM161 240H163V239H161ZM182 240V239H181ZM191 240V239H190ZM196 240H198L197 238H196ZM204 240V239H203ZM251 240V239H250ZM249 240V241H250ZM254 240V239H253ZM259 240H261V239H259ZM97 241V240H96ZM100 241V240H99ZM129 241V240H128ZM207 241H208V239H207ZM255 241V240H254ZM149 242V241H148ZM179 242V241H178ZM182 242V241H181ZM201 242V241H200ZM259 242V241H258ZM262 242H264V241H262ZM172 243V242H171ZM187 243H189L188 241H187ZM191 243V242H190ZM193 243V242H192ZM201 243H203V242H201ZM211 243V242H210ZM250 244H251V242H249ZM255 243H257L256 241H255ZM92 244V243H91ZM94 244V243H93ZM101 244H99V245H101ZM131 244V243H130ZM144 244V243H143ZM152 244V243H151ZM167 244H169L168 243V241H167ZM173 244H176V243H173ZM172 244V245H173ZM198 244H200V243H198ZM208 244V243H207ZM146 244H144V246H145ZM195 245V244H194ZM194 245H192V247L194 246ZM206 245V244H205ZM209 245V244H208ZM211 245V244H210ZM249 245V244H248ZM255 246H256V244H254ZM253 245V246H254ZM96 246V245H95ZM149 246H151V245H149ZM173 246H175V245H173ZM182 246H183V244H182ZM195 246H197V245H195ZM198 246H200V245H198ZM213 246V245H212ZM250 246V245H249ZM260 246V245H259ZM263 246V245H262ZM261 246V247H262ZM94 247V246H93ZM135 247H136V245H135ZM152 247H153V245H152ZM170 247V246H169ZM191 247V246H190ZM215 247V246H214ZM251 247V246H250ZM91 248V247H90ZM253 248H256V247H253ZM103 249V248H102ZM132 249V248H131ZM137 249V247L136 248H134V250H136ZM139 249V248H138ZM143 249H145V248H143ZM148 249V248H147ZM161 249V248H160ZM171 249H173V247L171 248ZM170 249V250H171ZM197 249V248H196ZM199 249V248H198ZM248 249H250V248H248ZM257 249V248H256ZM262 249V248H261ZM95 250V249H94ZM99 250V249H98ZM130 250V249H129ZM140 250V249H139ZM169 250V251H170ZM246 250V249H245ZM255 250V249H254ZM89 251V250H88ZM96 251V250H95ZM123 251V250H122ZM128 251V250H127ZM166 251V250H165ZM168 251V250H167ZM248 251V250H247ZM247 251H246V253H247ZM257 251H258V249H257ZM262 251V250H261ZM264 251V250H263ZM262 251V252H263ZM77 252V250H75V253ZM87 252V251H86ZM90 252V251H89ZM100 252V251H99ZM134 252V251H133ZM136 252H137V250H136ZM164 252V251H163ZM193 252V251H192ZM200 252H201V250H200ZM251 252V251H250ZM96 253V252H95ZM98 253V252H97ZM140 253H142V251L140 252ZM165 253V252H164ZM195 253V252H194ZM217 253V252H216ZM245 253V252H244ZM252 253V252H251ZM258 254H259V252H257ZM133 254V253H132ZM136 254V253H135ZM159 254L160 253H158L157 255H158V257H159ZM174 254V253H173ZM248 254H249V252H248ZM261 254H263V253H261ZM94 255H96V254H94ZM128 255V254H127ZM141 255V254H140ZM143 255V254H142ZM141 255V256H142ZM191 255V254H190ZM193 255V254H192ZM196 255V254H195ZM204 256H205V254H203ZM244 254H242V256H243ZM250 255V254H249ZM248 255V256H249ZM254 255V254H253ZM252 255V256H253ZM257 255V254H256ZM126 256V255H125ZM133 256V255H132ZM140 256V257H141ZM172 256V255H171ZM178 256V255H177ZM176 256V254H175V257H177ZM179 256H180V254H179ZM194 256V255H193ZM239 256V255H238ZM85 257V256H84ZM86 257H87V255H86ZM98 257V256H97ZM96 257V258H97ZM130 257V256H129ZM137 257V256H136ZM160 257H161V255H160ZM173 257H174V255H173ZM194 257H196V256H194ZM199 257V256H198ZM260 257V256H259ZM263 257V256H262ZM102 258V257H101ZM143 258H144V256H143ZM148 258V257H147ZM154 258V257H153ZM162 258V257H161ZM171 259L170 258V256H167V255H165V259ZM183 258V257H182ZM186 258V257H185ZM197 258V257H196ZM208 258V257H207ZM252 257H250V259H251ZM256 258V257H255ZM80 258H73V259H71V262L72 263H75L76 261H78ZM81 259H83V258H81ZM85 259V258H84ZM87 259V258H86ZM131 259V258H130ZM149 259V258H148ZM147 259V260H148ZM158 259V258H157ZM174 259V258H173ZM176 259V258H175ZM174 259V260H175ZM202 259V258H201ZM204 259V258H203ZM254 259V258H253ZM261 259V258H260ZM137 260V259H136ZM140 260V259H139ZM138 260V261H139ZM150 260V259H149ZM179 260H180V258H179ZM209 260H210V257H209ZM259 260V259H258ZM257 260V261H258ZM98 261V260H97ZM96 261V262H97ZM125 261V260H124ZM129 261H131V260H129ZM143 261V260H142ZM145 262H146V259L144 260ZM161 261V260H160ZM166 261V260H165ZM240 261V260H239ZM244 261V260H243ZM254 261H255V259H254ZM133 262V261H132ZM132 262H130L131 264H133ZM141 262V261H140ZM144 262V263H145ZM155 262H158V261H155ZM178 262V261H177ZM238 262V261H237ZM247 262V261H246ZM259 262V261H258ZM87 263V262H86ZM121 263H123V261L121 262ZM129 263V262H128ZM92 264V263H91ZM140 264V263H139ZM152 264H153V262H152ZM156 264V263H155Z\"/></svg>",
    "mask_w": 264,
    "mask_h": 264
}]
</instances>
